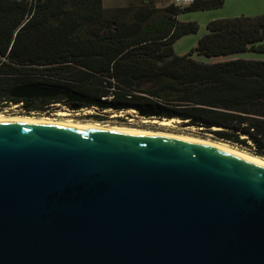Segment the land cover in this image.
I'll return each instance as SVG.
<instances>
[{
	"label": "water",
	"instance_id": "1",
	"mask_svg": "<svg viewBox=\"0 0 264 264\" xmlns=\"http://www.w3.org/2000/svg\"><path fill=\"white\" fill-rule=\"evenodd\" d=\"M0 264H264V165L172 135L0 120Z\"/></svg>",
	"mask_w": 264,
	"mask_h": 264
},
{
	"label": "trees",
	"instance_id": "2",
	"mask_svg": "<svg viewBox=\"0 0 264 264\" xmlns=\"http://www.w3.org/2000/svg\"><path fill=\"white\" fill-rule=\"evenodd\" d=\"M223 4L130 1L106 10L103 0H0V112L21 104L25 116L63 106L74 113L93 108L179 119L264 159V55L244 56L264 54V14L211 20L189 52L174 51L179 38L199 30L195 21L180 20L181 14ZM21 85L82 100L9 95Z\"/></svg>",
	"mask_w": 264,
	"mask_h": 264
},
{
	"label": "rangeland",
	"instance_id": "3",
	"mask_svg": "<svg viewBox=\"0 0 264 264\" xmlns=\"http://www.w3.org/2000/svg\"><path fill=\"white\" fill-rule=\"evenodd\" d=\"M130 1L135 2H154L157 6H164L173 0H103V6L106 10H111L117 7L126 5ZM264 14V0H224V4L221 8L206 10V11H195L184 13L180 15V20L182 21H195L199 30L196 33L184 35L179 38L174 44V51L177 54H185L189 52L197 43L198 38L206 32V25L209 21L218 18H230L236 16H257ZM264 54L256 53H245V57H257ZM19 107H14L13 104L7 105L0 114L9 116H25L23 111ZM65 113L66 116H58V113ZM95 113H100L103 118L101 121H95L92 119H87L85 115H91ZM47 115V116H46ZM36 116V117H49L55 119H68L79 122H93L103 125H113V126H123L136 129H146L151 131H161L167 133L175 134H186L194 137H200L212 140V134L206 131H200L193 127L184 126L180 121L170 122L168 126H160L157 122L153 123L155 120L152 117H141L140 115L134 114L133 111L127 112H115L113 110L97 111L93 108L85 109L82 111H73L60 107L54 110L50 114ZM35 116V115H30ZM157 120V119H156ZM214 141V140H213ZM218 142V141H217ZM221 143V142H220ZM225 144V143H223ZM228 145V144H227ZM230 146V145H229Z\"/></svg>",
	"mask_w": 264,
	"mask_h": 264
},
{
	"label": "bare ground",
	"instance_id": "4",
	"mask_svg": "<svg viewBox=\"0 0 264 264\" xmlns=\"http://www.w3.org/2000/svg\"><path fill=\"white\" fill-rule=\"evenodd\" d=\"M58 116H66L65 113L61 112L57 114ZM0 120L2 121H28V122H39V123H45V124H68V125H74V126H81V127H91V128H101V129H116V130H132V131H141V132H149V133H156V134H166V135H172L177 136L180 138H186V139H194L201 142H204L206 144H211L217 147H221L230 151H233L237 154L246 156L248 158H251L255 161H257L260 164L264 165V159L260 158L258 156L249 154L247 152L241 151L239 149H236L234 147L228 146L226 144L213 141L210 139L200 138V137H194L186 134H175V133H167V132H161V131H151L146 129H136V128H129V127H123V126H113V125H103V124H97L93 122H79V121H73L68 119H55V118H49V117H36V116H9V115H3L0 114ZM173 121H179V119H172V120H153L152 122H157L160 124V126H168L170 122ZM216 129V128H214Z\"/></svg>",
	"mask_w": 264,
	"mask_h": 264
},
{
	"label": "built area",
	"instance_id": "5",
	"mask_svg": "<svg viewBox=\"0 0 264 264\" xmlns=\"http://www.w3.org/2000/svg\"><path fill=\"white\" fill-rule=\"evenodd\" d=\"M193 0H173V3L177 6H185L192 3ZM14 107H19L21 104H13ZM21 108V107H20Z\"/></svg>",
	"mask_w": 264,
	"mask_h": 264
}]
</instances>
